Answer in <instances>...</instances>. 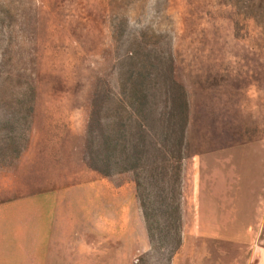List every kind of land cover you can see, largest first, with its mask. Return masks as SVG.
Returning <instances> with one entry per match:
<instances>
[{
	"label": "rangeland",
	"instance_id": "374dc122",
	"mask_svg": "<svg viewBox=\"0 0 264 264\" xmlns=\"http://www.w3.org/2000/svg\"><path fill=\"white\" fill-rule=\"evenodd\" d=\"M259 6L264 16V0H0V202L68 191L67 223L83 230L106 224L103 179L136 194L132 172L103 175L85 154L96 96L120 92L133 51L153 77L173 73L191 105L172 264H264ZM139 211L131 264L151 249Z\"/></svg>",
	"mask_w": 264,
	"mask_h": 264
},
{
	"label": "trees",
	"instance_id": "16d2710c",
	"mask_svg": "<svg viewBox=\"0 0 264 264\" xmlns=\"http://www.w3.org/2000/svg\"><path fill=\"white\" fill-rule=\"evenodd\" d=\"M258 9L257 23L264 17ZM130 53L124 87L118 94L105 89L96 96L103 99L93 104L85 154L103 175L129 171L136 178L151 249L135 264H172L183 239L182 168L191 105L173 73L155 78L147 65L137 67L139 57Z\"/></svg>",
	"mask_w": 264,
	"mask_h": 264
},
{
	"label": "crops",
	"instance_id": "0c3cea01",
	"mask_svg": "<svg viewBox=\"0 0 264 264\" xmlns=\"http://www.w3.org/2000/svg\"><path fill=\"white\" fill-rule=\"evenodd\" d=\"M103 180L102 227L95 219L83 230L68 224L65 190L0 202V264H131L127 238L131 225L142 224L138 199L131 185Z\"/></svg>",
	"mask_w": 264,
	"mask_h": 264
}]
</instances>
